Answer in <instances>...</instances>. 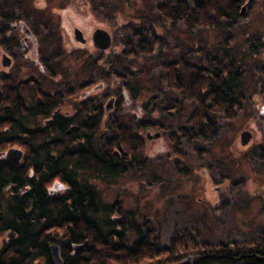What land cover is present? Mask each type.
<instances>
[{
  "label": "trees",
  "instance_id": "trees-1",
  "mask_svg": "<svg viewBox=\"0 0 264 264\" xmlns=\"http://www.w3.org/2000/svg\"><path fill=\"white\" fill-rule=\"evenodd\" d=\"M245 1L162 0L156 3L154 11L170 26L181 22L187 30L194 27L230 29L240 17L239 11ZM51 2L43 3L42 9L41 1L0 0V11H5L8 17L21 12L19 16L35 28L47 21L46 14H51L54 0ZM132 39L136 53L144 55H152L158 43L153 28H142ZM253 47L248 50L254 51ZM166 66L162 77L166 89L179 93L181 102L195 104L180 130L181 138L201 139L209 144L215 140L211 114L234 119L242 109L243 73L227 55L206 58L200 65L177 60L167 62ZM259 73L258 95L264 101V68H260ZM49 104L44 100L38 103V115H44L42 107L47 108ZM16 106L13 101L8 108ZM81 124L83 126L69 129L66 121L59 118L45 130H23L27 139H31L24 147V164L0 162V264H54L50 255L52 244L59 248L61 264H149L145 259L159 261L164 256L163 264H264V259L253 255L264 256V233L256 240L233 241L230 248L226 243L197 241L189 230L181 229L169 238L167 245L158 247V236L148 227L149 218L140 225L133 222L129 235L117 230L118 223L114 224L112 217L106 215L110 211L112 214L118 212L120 202L117 208L104 203L100 189L91 180L102 176L99 166L111 165L110 156H116L105 149L97 156L90 128L94 119L84 118ZM10 132H0V141L5 139L7 145L18 144ZM140 146L135 140L134 149L139 150ZM29 171L33 177L29 176ZM102 172L105 177L109 170ZM108 175L119 177L121 170ZM55 179L67 182L68 188L49 195L48 188ZM20 186L24 187L23 193L19 192ZM73 245L81 247L75 252ZM248 252L253 254L240 256Z\"/></svg>",
  "mask_w": 264,
  "mask_h": 264
},
{
  "label": "rangeland",
  "instance_id": "rangeland-1",
  "mask_svg": "<svg viewBox=\"0 0 264 264\" xmlns=\"http://www.w3.org/2000/svg\"><path fill=\"white\" fill-rule=\"evenodd\" d=\"M126 1L123 7L128 15L131 14L128 18L121 12L116 20H110L106 15L111 11L118 12L122 6L121 0H83L73 10L74 21L85 32L95 28H103L110 31V34L112 32L114 44L125 43L127 40L132 42L133 33H138L142 28L155 27V32L162 34L163 57L159 51L154 55L135 57L136 60H146V73L143 71V77L136 78L140 86L152 84V88L155 85L163 88V79L159 78L161 63L183 60L200 65L206 58L227 55L243 73L244 99L242 109L234 119H226L222 114H211L215 125V140L209 144L201 139L182 140L177 151L172 150L169 157L162 156L164 150L159 145L156 155L161 156L147 160L149 163L146 164V171L149 173L134 170L114 180L103 176L92 177L91 180L100 189L104 203L111 204L119 197V211L114 214L112 211L108 212L107 218L112 217L114 224L118 223L116 229L123 230L128 235L132 231L133 222L140 225L145 218H149L148 227L157 234L158 247L167 245L169 238L181 229L189 230L197 241L214 244L256 238L258 234L264 233V130L258 113L255 112L256 103L253 100L260 98L259 69L264 68V0L252 4L251 10L239 17L230 29L222 27L216 30L199 27L187 30L181 22L170 26L167 20L155 13L154 0L141 3L138 0ZM99 10L103 11L102 15ZM138 15L146 17L135 18ZM59 21L60 26L63 25V19ZM66 36L68 38L67 33ZM252 46L254 51L248 50ZM120 48L122 46H117L118 52ZM55 49L56 44V52ZM41 50L45 53L44 56L53 57L52 64H55V70L61 77L58 81L66 78L73 89L76 86L75 83L73 85V80L78 76H91L86 73L91 66L81 70L78 75L66 74L62 68L65 62L63 58L51 55L49 47ZM91 53L93 56L96 54L92 50ZM135 66L137 73L139 63L136 62ZM100 83L104 84L102 80L96 82ZM165 91L166 94L181 99L166 88ZM259 102L264 105V101ZM182 106L179 117L180 123L185 125L195 104L182 101ZM246 129L253 133V140L243 149L238 138L239 132ZM238 146L243 150L239 151ZM6 147L7 150L14 146ZM166 149L168 146L165 145ZM201 168L206 171V175H200L197 185L193 173ZM221 177H225V182L231 186H242L217 196H209L207 190L212 186L209 178L218 180ZM198 197L202 199L198 200ZM214 200L217 201V207L213 205ZM164 257L159 261H145L149 264H163Z\"/></svg>",
  "mask_w": 264,
  "mask_h": 264
},
{
  "label": "flooded vegetation",
  "instance_id": "flooded-vegetation-1",
  "mask_svg": "<svg viewBox=\"0 0 264 264\" xmlns=\"http://www.w3.org/2000/svg\"><path fill=\"white\" fill-rule=\"evenodd\" d=\"M24 1L34 3L41 1L42 9H44L43 3L50 2L52 4L51 0ZM138 1L141 3L146 0ZM79 2H83V0H54L53 6H50L51 14H46L47 21L35 28H31L30 24L20 17L22 16L21 12L8 17L5 11H0V132H14V134L10 133L17 138L18 144L10 146L21 151L20 158L11 164H24V147L31 143V139H27L28 135L23 134V130H45L59 118L66 121V127L69 129L78 128V125L83 126L81 122L84 118H93L94 124L90 128L93 131L97 156H100L103 149L116 156L115 158L110 156L111 165L99 166V173L102 176L104 169L109 170L104 178L118 179L134 170L143 174L149 173L146 171V164L149 163L147 160L161 156L156 155L159 145H161L160 149L164 150L162 156L169 157L172 150L177 151L182 140H187L186 138L182 139L180 133L184 127L180 123L179 117L183 108L181 99L178 100L174 95L166 94L165 91L166 87L162 77L166 72L167 62L159 64V67L162 68L159 78L163 79V88L156 85L152 88V84L140 86L139 80L136 78H142L143 71L146 73L144 70L146 60H136L135 57H145L146 55L136 53L129 40L125 43L114 44L115 38L112 32L110 34V31H108L111 36L110 46L105 49L97 48L94 45L93 34L97 29L103 28L90 29L85 32L80 24L75 23L73 10H76V5ZM121 2L122 9L118 12L111 11L110 14L105 12L110 20H116L120 12L127 18L131 16L123 7V3L127 1L121 0ZM154 2L159 3L162 0H154ZM35 9L36 12H39L37 6ZM155 13L161 18L157 11ZM99 14L102 15L103 11L99 10ZM144 16L146 17V15ZM60 19H63L61 26ZM155 29L154 27L153 31ZM155 34L158 43L154 47L155 51L152 55L159 51L160 56L163 57L162 34L157 32ZM77 37L83 41H79ZM56 40L58 45H56L55 52ZM117 46H122L119 52ZM44 47L50 48L51 55H55L59 59L63 58L65 62L62 64V68L66 74L78 75L81 70L91 66L86 70V73L91 76L81 74L77 77L79 78L77 82V78L74 79L75 89L70 86V82L65 80L66 78L58 81L61 77L55 70V64H52L53 57L43 55L45 53L41 49ZM91 50L96 53L95 56L92 55ZM121 56L122 59L119 60ZM136 62L140 67L137 73ZM101 80L104 84H96ZM172 92L180 97L176 91ZM42 100L50 104L47 108L42 107L44 115H38L40 109L37 105ZM13 101L17 106L14 109H9L8 106L10 107ZM254 101L257 104L260 103L259 101L263 103V100L258 97L254 98ZM254 109L258 113L255 106ZM258 118L261 120L264 130V119L259 115ZM126 136H128L127 139ZM135 140L141 145L139 150L134 149ZM252 140L253 133L251 132L250 141L246 145L240 146L245 149ZM165 145L168 146L166 150ZM6 146L5 139L1 140L0 162L10 163L4 154ZM238 148L239 151L243 150L239 146ZM134 153L137 154L136 161L140 162L139 165L135 164ZM115 170H121V176L108 175ZM32 174V171H29L30 177H33ZM200 175L201 177L206 175L203 168L195 170L193 173V179L197 185ZM209 179L212 186L208 188L207 192L211 197L233 190L234 186L225 182L227 181L225 177L218 180ZM54 182H58L61 188L55 191L53 189L49 195L66 191L68 188L67 182H61L59 179L53 180L49 188H52ZM19 192H24L23 186L19 187ZM201 199L198 197V200ZM119 202L117 196L111 203L112 207L116 206L117 208ZM216 202L214 200V207L218 206ZM258 235L252 240H256ZM232 243L233 241L228 244L230 248L233 247ZM231 253V255L234 254L232 250ZM252 254L248 252L240 256L248 257Z\"/></svg>",
  "mask_w": 264,
  "mask_h": 264
},
{
  "label": "water",
  "instance_id": "water-1",
  "mask_svg": "<svg viewBox=\"0 0 264 264\" xmlns=\"http://www.w3.org/2000/svg\"><path fill=\"white\" fill-rule=\"evenodd\" d=\"M255 0H246L245 3L241 6L240 11H239V16H243L246 9L254 2ZM77 39L79 41H83L80 40L79 37H77ZM93 41H94V45L97 48L100 49H105L108 48L111 44V36L109 34V32L105 29H97L94 34H93ZM255 107L258 110V115L260 116V118L264 119V105H260V104H256ZM251 138V132L249 130H243L240 132L239 134V141H240V145L244 146L246 145ZM5 158L7 159L8 162H15L17 161L20 156H21V151L10 147L5 151ZM61 186L58 182H54L52 185V188H49V192L52 193L53 189L58 190L60 189ZM81 245H73V250L74 251H78L80 249ZM50 255L52 258V261L54 264H61L62 263V259L60 257L59 254V250H58V246L53 244L50 246ZM257 259H264V256L259 255V254H253Z\"/></svg>",
  "mask_w": 264,
  "mask_h": 264
},
{
  "label": "bare ground",
  "instance_id": "bare-ground-1",
  "mask_svg": "<svg viewBox=\"0 0 264 264\" xmlns=\"http://www.w3.org/2000/svg\"><path fill=\"white\" fill-rule=\"evenodd\" d=\"M4 153H5V151H4ZM10 163H13V162H10ZM50 193V192H49ZM53 245V244H52ZM58 250H59V248H58ZM76 252V251H75ZM59 254H60V252H59ZM60 257H61V255H60Z\"/></svg>",
  "mask_w": 264,
  "mask_h": 264
}]
</instances>
